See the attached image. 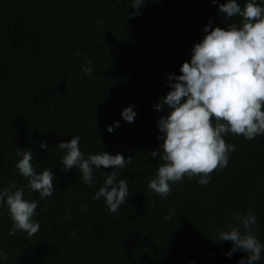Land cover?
I'll return each instance as SVG.
<instances>
[{"label": "trees", "instance_id": "1", "mask_svg": "<svg viewBox=\"0 0 264 264\" xmlns=\"http://www.w3.org/2000/svg\"><path fill=\"white\" fill-rule=\"evenodd\" d=\"M257 3L264 7V0ZM132 5L0 0V189L15 182L25 199L37 201L33 220L40 225L31 237L9 235L12 221L0 204V264H238L247 254L229 258L232 243L214 240L247 212L256 215L253 233L264 246V134L224 135L235 151L206 186L185 176L167 197L148 188L163 163L150 152L163 142L157 121L167 109L155 105L170 90L168 75H180L210 20L221 28L232 21L210 0H145L138 14ZM84 57L92 61L91 75L81 71ZM129 105L133 123L121 117ZM77 135L85 158L101 151L132 156L116 170L130 192L118 214L103 198L92 199L111 168L94 169L89 187L78 169L65 172L59 164L64 153L56 146ZM16 147L32 150L38 173L52 169V196L41 199L27 187L15 168ZM169 209L176 215L165 220ZM255 264H264V250Z\"/></svg>", "mask_w": 264, "mask_h": 264}, {"label": "clouds", "instance_id": "2", "mask_svg": "<svg viewBox=\"0 0 264 264\" xmlns=\"http://www.w3.org/2000/svg\"><path fill=\"white\" fill-rule=\"evenodd\" d=\"M210 2L232 22L221 28L209 21L203 28L205 35L192 47L190 61L181 63L180 75H168L170 90L155 105L157 111L167 109V115L157 121L158 131L162 133L157 140L163 142L150 155L153 159L159 155L163 163L149 180L148 188L161 198L169 195L172 183L182 182L185 176L189 179L198 176V184L208 185L211 173L226 167L229 154L235 151L234 145L226 143L224 135L232 133L253 140L264 134V7L257 0H246L243 7L237 0ZM144 3L145 0H133L136 14ZM234 17L241 19L237 22ZM84 59L86 66L81 67V71L91 75L92 61ZM134 108L135 105H129L122 109L121 117L125 122H134ZM114 123L119 127L118 122ZM107 131L111 133L114 127L109 126ZM39 147L48 149L44 141ZM56 148L64 153L59 160L63 170L78 169L89 187L94 182V169H112L105 173L103 186L92 199L103 198L108 210L118 214L130 192L128 181L118 180L116 170L131 164L132 156L125 158L120 153L112 155L101 151L85 158L78 135L68 142H60ZM14 155L19 158L15 168L27 179V187L38 192L41 199L52 196L55 191L52 169L44 168L38 173L32 163L31 149L16 147ZM0 204L7 206L12 221L9 235L19 231L31 237L38 232L40 225L33 220L38 202L25 199L23 189L17 188L15 182L0 189ZM175 215V209H169L165 220ZM234 220L236 225H229V230H219L214 241L232 243L226 253L229 258L238 251L246 253V260L241 258L238 264H255L264 250L253 233L257 217L247 212L236 214ZM3 255L0 252V256Z\"/></svg>", "mask_w": 264, "mask_h": 264}]
</instances>
